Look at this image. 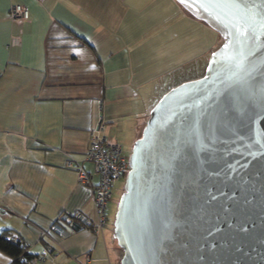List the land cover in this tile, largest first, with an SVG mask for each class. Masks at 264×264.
Listing matches in <instances>:
<instances>
[{
	"label": "crops",
	"instance_id": "crops-1",
	"mask_svg": "<svg viewBox=\"0 0 264 264\" xmlns=\"http://www.w3.org/2000/svg\"><path fill=\"white\" fill-rule=\"evenodd\" d=\"M15 4L28 20L10 18ZM213 33L176 0H0V232L46 257L30 264L120 263L111 227L95 234L71 222L66 238L49 230L61 212L94 219L68 157L96 185L84 160L90 133L101 123L106 141L130 154L159 97L205 70L221 41ZM203 41L204 65L188 71Z\"/></svg>",
	"mask_w": 264,
	"mask_h": 264
},
{
	"label": "water",
	"instance_id": "water-1",
	"mask_svg": "<svg viewBox=\"0 0 264 264\" xmlns=\"http://www.w3.org/2000/svg\"><path fill=\"white\" fill-rule=\"evenodd\" d=\"M176 1L222 42L133 143L113 220L120 264H264V0Z\"/></svg>",
	"mask_w": 264,
	"mask_h": 264
},
{
	"label": "built area",
	"instance_id": "built-area-1",
	"mask_svg": "<svg viewBox=\"0 0 264 264\" xmlns=\"http://www.w3.org/2000/svg\"><path fill=\"white\" fill-rule=\"evenodd\" d=\"M9 16L13 21H26L29 19V11L22 5H12ZM102 124L90 133L91 140L84 154V160L93 164L94 173L98 175V183L93 185L90 176L82 167V162L68 157L67 167L77 173V179L81 184L88 187L94 208V219L80 211L61 212L52 222L50 232L60 238H66L73 233L71 222L79 226L89 228L95 234H101L107 222L106 209L112 198V189L115 184L125 178L128 170V159L122 155L121 147L118 144L108 142L102 135ZM88 259V256H86ZM37 261L43 262L45 256H37Z\"/></svg>",
	"mask_w": 264,
	"mask_h": 264
},
{
	"label": "rangeland",
	"instance_id": "rangeland-1",
	"mask_svg": "<svg viewBox=\"0 0 264 264\" xmlns=\"http://www.w3.org/2000/svg\"><path fill=\"white\" fill-rule=\"evenodd\" d=\"M214 32H215V34H217V37H218L219 34L216 31H214ZM211 33H212V31H211ZM211 36L210 35L208 36V39L210 41H212L211 40V38H212ZM221 42H222V39H221L220 43ZM210 46H211V42L209 43V42L203 41L202 44H201V46L199 45L197 49H195V48L192 49V52L190 54L191 55L190 56V60L187 63V65L185 66L188 71H191V70L193 71V69H195L196 67H198L201 63L204 65V61H205L204 59H205V57H204V55L200 57V53H203L204 49H207ZM199 50H200V52H199ZM174 71H177L178 72V71H180V68H176V69H174ZM202 73H203V70L200 71L199 75H201ZM190 80H192V79H190ZM186 81H188V80H186ZM122 155L128 159L129 152H125V151L123 152L122 151ZM124 184H125V178H123L120 181H118L115 184V186L113 187V189H112V198L108 202L107 209H106L107 222H106L105 227H111V228H113L114 215H115V212H116L117 203H118L119 198H120V196H121V194L123 192V189H124ZM121 255H122V252L120 250V258H121ZM45 261H43V262H45ZM47 262H49V261H47Z\"/></svg>",
	"mask_w": 264,
	"mask_h": 264
},
{
	"label": "trees",
	"instance_id": "trees-1",
	"mask_svg": "<svg viewBox=\"0 0 264 264\" xmlns=\"http://www.w3.org/2000/svg\"><path fill=\"white\" fill-rule=\"evenodd\" d=\"M202 74L193 77V79L202 76ZM0 252L10 259L9 264H30L37 258V256L27 252L23 241L17 235L13 234L10 229H5L0 232Z\"/></svg>",
	"mask_w": 264,
	"mask_h": 264
},
{
	"label": "snow or ice",
	"instance_id": "snow-or-ice-1",
	"mask_svg": "<svg viewBox=\"0 0 264 264\" xmlns=\"http://www.w3.org/2000/svg\"><path fill=\"white\" fill-rule=\"evenodd\" d=\"M181 3H186V0H181ZM221 5L218 3H214V2H210L208 5L205 6L206 10H211V9H215V8H220ZM237 33L240 32V28L236 29ZM239 66V65H237ZM209 232L211 233V229H209Z\"/></svg>",
	"mask_w": 264,
	"mask_h": 264
}]
</instances>
